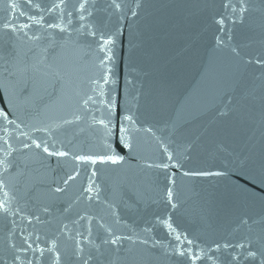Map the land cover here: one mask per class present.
Wrapping results in <instances>:
<instances>
[{
    "label": "water",
    "instance_id": "obj_1",
    "mask_svg": "<svg viewBox=\"0 0 264 264\" xmlns=\"http://www.w3.org/2000/svg\"><path fill=\"white\" fill-rule=\"evenodd\" d=\"M12 2L0 0V23L6 17L12 18L8 9ZM34 2L49 5L53 0ZM78 2L69 0V6ZM109 2L88 0L91 6L89 10L94 12L89 19L98 24L103 22L105 31L116 23V16H110L111 10L106 8ZM124 2L134 7L133 0ZM140 2L143 7L138 9V16L131 17L129 14L122 21L123 36L115 49L112 74L116 80L114 89L111 85H104L105 91L114 97L121 112L127 110L136 121L130 133L133 152L131 156L126 151L122 153L126 156V163L122 167L102 168L97 180L102 187L101 198L117 205L121 218L118 228L124 233L134 229L143 237L145 234L142 229L155 216L170 214L178 229L202 245L239 239L247 230V226L239 224V216L245 211L255 214L259 208H234L219 196L222 185L218 186L211 180H188L177 173L180 207L172 211L157 202V185L162 186L163 176L156 169L145 168L144 164L146 161L164 159L160 141L181 158L186 146L192 145L188 153L191 158L185 161V168H215L222 162L232 160L237 154L250 156L251 162L259 164L264 157V122L260 118L259 100L264 86L256 79L260 69L244 66L231 54L229 47L216 45L218 33L213 16L221 11L223 0ZM249 3L256 10L248 15L243 25L235 27L230 41V46H240L245 58L264 53V13L259 10L264 5L261 0H249ZM15 11L19 12V8ZM44 15L47 21H53L54 14ZM80 23L78 15H74L71 25L65 23L72 31L73 39L78 36L75 30ZM79 39L80 47L69 45L58 50L61 51L59 70L66 85L63 91L41 89L35 99L17 100L16 115L23 120L21 129L33 138L47 139L50 143L54 138L57 147L62 143L65 149L73 153H98L103 151L102 130L92 124L91 116L94 113L100 118L104 111L103 105L99 103L101 97L92 92V80L99 77L100 70L96 67L94 52L87 47L85 37L80 35ZM10 43L9 35L0 32V57L10 51ZM31 47V43L23 46V52L29 57ZM3 69V59H0V83L5 82ZM9 88L11 91L12 84ZM251 89H255L256 99L243 100L244 94ZM87 95L94 96L97 103H90L91 112L85 114L80 105ZM0 96L3 97L0 107H10L7 104L9 94L0 90ZM78 109L84 119L78 123L64 124L65 119H73ZM237 109L246 113L247 118L242 119ZM221 112L229 114L221 116ZM48 127L53 131H36L37 128ZM148 128L152 131H145ZM20 131L12 125L8 126L7 138L17 149L14 153L17 167L0 179L9 184V190L15 197L14 206L23 208L26 213L36 212L45 205L52 206L53 215L48 217V223L19 225L17 218L19 227L38 232L43 243L45 237L51 239L60 236L61 222L68 223L71 229V221L78 212L84 211L86 205L81 202L74 205L71 212L62 213V209L75 199L85 175L82 172L77 181L70 183L67 192L54 202L48 186L54 176L59 179L71 171L72 162L69 160L67 164L58 166L53 158L45 165L34 155L35 150L19 151L22 142H30L20 135ZM3 136L5 133L0 131V137ZM0 146H3L2 140ZM220 146H223L224 152L219 151ZM90 211L112 222L109 210L103 205H94ZM19 227L13 229L11 219L0 217V254H3L9 239H15L17 244L21 242ZM93 229L95 232V225ZM13 230L17 232L16 236H12ZM148 235L162 244L167 243L165 231L159 227ZM60 245L67 258L72 242L61 237ZM125 247H128L127 242ZM130 255L135 257V264H176V258L164 255L162 247L152 249L136 246ZM44 264H49L47 257ZM125 264H130V261Z\"/></svg>",
    "mask_w": 264,
    "mask_h": 264
},
{
    "label": "snow or ice",
    "instance_id": "obj_2",
    "mask_svg": "<svg viewBox=\"0 0 264 264\" xmlns=\"http://www.w3.org/2000/svg\"><path fill=\"white\" fill-rule=\"evenodd\" d=\"M134 7H129L124 0H110L106 8L110 9V16H116L115 25L105 31L106 25L94 23L89 18L94 12L88 0H79L77 4L69 6V0H53L49 5L35 3L34 0H13L8 5L12 18L4 19L0 23V32L9 35L11 41L10 51L0 59H3V83H0V90L9 94L7 104L10 107H0V131L5 136L0 137L3 146H0V177L11 174L17 167L14 153L17 151L10 143L8 136V126L12 125L21 130L20 135L25 137L19 151L35 150L34 155L40 158L42 164L47 165L50 159H55L57 165L72 162V170L66 172L59 179H52L48 186V192L53 201H58L61 194L67 192L70 183L75 182L85 175V180L81 183L75 199L67 204L62 213L71 212L76 204L83 202L86 207L82 213H77L76 218L71 221L73 227L70 229L68 223L61 222L60 236L54 238L45 237L41 243V235L36 231H29L27 227L19 225L34 226L41 223H48V217L53 215V208L45 205L36 212L26 213L23 208L14 206L15 197L9 190V184L4 179H0V217L5 220L11 219L13 229L19 227L20 243L15 239H9L3 254H0V264H44L47 257L49 264H135V257L130 254L134 247L144 246L146 248L164 249V255L176 258V264H264V157L259 164L251 162L250 156H233L232 160L222 162L215 168H185V161L191 157L188 153L192 149L189 144L181 156L174 150H169L167 144L160 141L164 159L160 161H146L144 167L156 169L163 176L162 186L158 188V203H163L165 207L172 211L180 207V200L177 192V173L182 178L188 180H211L216 185H222L219 196L237 209H256L255 214L245 211L239 216V224L247 226V230L241 238L236 240L225 239L213 241L211 244L202 245L199 241L189 237V235L178 229L172 222L170 214L165 216H155L153 221L146 225L142 231L143 237L134 229L129 233L119 230L121 218L117 211V205L107 199L101 198L102 187L97 182L99 173L103 167H122L126 163L127 152L132 155L133 144L131 141V130L136 124L134 117L128 114L127 110L121 112L120 106L114 97H111L104 89V85L114 86L116 80L113 78V68L115 63V49L123 36L122 21L138 16V9L142 8L140 0H133ZM264 5V0H261ZM221 11L213 16V21L217 25L218 35L215 37L217 46L229 47L231 54L238 58L244 66H254L260 69L259 76L256 77L264 86V53L255 56L242 55L240 46H230L233 39L232 32L237 25H243L254 10L249 0H223ZM19 8V12L15 10ZM25 9L28 11L26 12ZM127 9V11H125ZM264 13V7L259 9ZM44 13L54 14L53 21L46 20ZM74 15H78L79 27L75 30L78 33L73 39V33L67 22L71 25ZM22 18V19H21ZM87 23H84L85 21ZM264 27V25H262ZM43 29V31H39ZM85 37L87 47L94 52L96 67L100 70L98 78L92 80L94 87L92 92L97 93L103 105V112L100 118L93 113L92 124L98 125L102 130L101 142L103 151L98 153H73L65 149L61 143H57L53 138L50 143L47 139L33 138L29 133L21 129L23 120L16 115V101L25 98L35 99L40 90L63 91L65 81L59 70V60L61 51L69 45L80 47L79 36ZM44 42L43 45L41 42ZM31 43L29 48L31 56L23 52V46ZM131 83V81H129ZM12 84L10 91L9 85ZM18 87V91H17ZM256 99L255 89H251L244 94L243 100L254 101ZM261 103V121L264 122V87L259 96ZM0 103L3 97L0 96ZM90 103H97L92 95H87L83 99L80 108L85 114L91 112ZM232 103L231 100L228 101ZM241 118H247V114L241 109ZM228 112H221V116L228 115ZM16 118L13 119L12 117ZM84 116L79 114V109L73 114V119H65L64 124L78 123ZM36 131L51 132L53 129L37 128ZM139 131V129H137ZM145 131L151 132L150 128ZM224 152L223 146L219 148ZM229 155H232L231 153ZM101 166V167H98ZM94 205H103L109 210L112 222L109 223L104 216L93 214L90 209ZM43 216V219H42ZM19 218V225L17 222ZM95 225V232L93 229ZM165 231L167 243L153 239L149 236L155 228ZM17 232L12 231V236ZM61 237L72 242L70 253L61 251ZM127 242L128 247H125ZM123 253V255H122Z\"/></svg>",
    "mask_w": 264,
    "mask_h": 264
}]
</instances>
